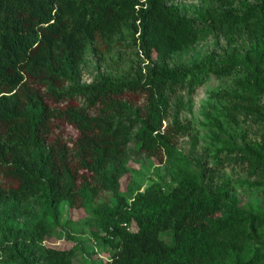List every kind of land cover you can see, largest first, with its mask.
<instances>
[{
	"label": "trees",
	"instance_id": "16d2710c",
	"mask_svg": "<svg viewBox=\"0 0 264 264\" xmlns=\"http://www.w3.org/2000/svg\"><path fill=\"white\" fill-rule=\"evenodd\" d=\"M181 1L0 0V264H74L82 244H47L57 227L76 240L64 207L90 215L106 264H264V0ZM210 35L226 40L222 54L175 63ZM124 46L140 66L83 82L89 52L102 63ZM212 77H235L233 109L263 133L249 141L208 117L216 149L202 161L175 144L193 134L181 114ZM143 158L170 181L123 194ZM226 166L247 173L260 204L214 186Z\"/></svg>",
	"mask_w": 264,
	"mask_h": 264
},
{
	"label": "rangeland",
	"instance_id": "374dc122",
	"mask_svg": "<svg viewBox=\"0 0 264 264\" xmlns=\"http://www.w3.org/2000/svg\"><path fill=\"white\" fill-rule=\"evenodd\" d=\"M181 3L182 5H199L200 1L186 0L181 1ZM226 46L227 42L224 38L210 35L192 49L180 53L175 58V63L191 66L213 51L222 54ZM153 58L155 59V55ZM142 61H144V58L138 57L135 49L127 46L117 48L102 63H98L96 57L89 52L83 67V82L91 83L96 75L103 71H109L116 76L129 74V70L136 69L141 65ZM237 91L235 77L224 79L212 77L199 88L190 100L191 106L186 107L181 114L182 122L191 126L193 134L182 135L177 138L175 144L177 149L184 154L190 155L191 158H201L202 161L210 157L209 155L216 149L214 144V133L216 130L210 126L208 117H215L219 120L228 134H233L234 136L246 135L249 141H258L263 133V129L255 125L243 113L233 109L235 100L232 97L235 96ZM188 100V98H185V102ZM60 125L61 128L55 131L56 134H61L66 138L76 136V130L72 126L67 124ZM225 139H227L226 134L222 135V140ZM238 144H241L240 140H238ZM131 167L135 173L133 175L128 174L121 180L123 194L126 193L128 185L132 181L138 182L141 185V190L153 182L161 181L160 178H163L165 182L170 181V178L166 175L165 166L153 167L145 158L141 160L140 164L132 163ZM194 169L198 170L196 166H194ZM213 177L214 186L221 185L223 182H231L233 194L244 208H249V206L255 207L261 203L262 198L244 184L252 180L243 169L226 166L220 171L215 172ZM5 185H11V183L6 182ZM68 219L75 222V242L68 241L64 232L57 227L52 230L47 244L62 249H69L75 244H82L83 251L79 250L80 253L75 258L74 264H88L85 261L86 256L84 254H89L95 250L96 252L92 260L97 264H106L108 253L101 251L100 245H95V249H93L89 242L92 237L90 215L86 214L83 210H69L68 207H64L62 223L64 224Z\"/></svg>",
	"mask_w": 264,
	"mask_h": 264
}]
</instances>
